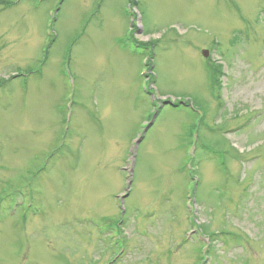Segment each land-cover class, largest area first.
Returning <instances> with one entry per match:
<instances>
[{
    "label": "rangeland",
    "instance_id": "374dc122",
    "mask_svg": "<svg viewBox=\"0 0 264 264\" xmlns=\"http://www.w3.org/2000/svg\"><path fill=\"white\" fill-rule=\"evenodd\" d=\"M0 264H264V0H0Z\"/></svg>",
    "mask_w": 264,
    "mask_h": 264
},
{
    "label": "water",
    "instance_id": "95a60500",
    "mask_svg": "<svg viewBox=\"0 0 264 264\" xmlns=\"http://www.w3.org/2000/svg\"><path fill=\"white\" fill-rule=\"evenodd\" d=\"M202 54L204 55V56H207L208 55V52L206 51V50H203L202 51ZM139 143V140L136 142V145Z\"/></svg>",
    "mask_w": 264,
    "mask_h": 264
},
{
    "label": "trees",
    "instance_id": "16d2710c",
    "mask_svg": "<svg viewBox=\"0 0 264 264\" xmlns=\"http://www.w3.org/2000/svg\"><path fill=\"white\" fill-rule=\"evenodd\" d=\"M141 45H142V43L141 42H139ZM146 44H149V43H146ZM146 44H143V45H146Z\"/></svg>",
    "mask_w": 264,
    "mask_h": 264
}]
</instances>
